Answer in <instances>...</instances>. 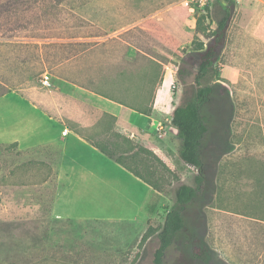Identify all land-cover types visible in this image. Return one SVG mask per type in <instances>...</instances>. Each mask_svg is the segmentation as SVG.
<instances>
[{"label":"rangeland","instance_id":"obj_1","mask_svg":"<svg viewBox=\"0 0 264 264\" xmlns=\"http://www.w3.org/2000/svg\"><path fill=\"white\" fill-rule=\"evenodd\" d=\"M181 1L89 0L79 7L64 5L60 15L50 19L42 13L49 0H40L28 14H41L43 18L27 32L55 35L53 40L74 38L71 35L77 34L99 35L88 39H108L114 25L150 15V20L138 26L131 39H161L162 44L167 43L166 51L160 55L172 59L167 65L172 73L171 84L168 85L169 72L165 82L171 103L164 108L162 117L167 123L172 104H179L185 91L190 95L195 89L199 58L190 51L196 49L193 43L175 51L169 33L153 20L159 13L156 10ZM247 2L258 3L259 9L246 11ZM224 4L223 0L216 1L207 15L212 18L213 12L221 11ZM235 4L236 16L221 60L226 62L227 71L236 66L237 74L223 77L217 65L213 78L205 81L214 85L211 101L203 109L209 126L204 140L205 182L199 196L184 211L187 225L209 247V253L204 260L196 258L188 236L182 232L169 248L164 264H261L264 259V0ZM255 15L263 39L246 35V18ZM209 23L203 19V28H210ZM205 33L209 31L206 29ZM201 38L207 41L196 31L194 40L198 43ZM42 39L45 38L34 41ZM117 50L115 56L120 55L122 48ZM186 54L188 59L182 63ZM20 56L19 49L0 47V81L13 89L24 83L41 85L43 66L35 62L18 64L15 61ZM97 56L104 55L99 52ZM86 59L90 60L88 56ZM146 64L139 65H145L148 75L140 72L131 77L126 73L128 78L119 79L123 90L139 94L141 78H159L162 69ZM1 82L0 89L4 88ZM148 87L149 93L140 95L146 99L153 90L152 84ZM128 137L137 144H147L158 156L159 160L152 158L149 163L155 174L147 176L157 182L160 190L150 201L146 218L119 222L54 217L53 200L61 187L55 178L39 182L43 175L33 163L52 161L55 167L60 156L58 142L23 150L13 145L0 146V264H155L158 234L167 211L175 204V191L182 183L194 184L198 170L181 159L180 139L170 127L156 129L148 141ZM96 138L103 139L101 135ZM21 180L27 183L21 184Z\"/></svg>","mask_w":264,"mask_h":264},{"label":"crops","instance_id":"obj_2","mask_svg":"<svg viewBox=\"0 0 264 264\" xmlns=\"http://www.w3.org/2000/svg\"><path fill=\"white\" fill-rule=\"evenodd\" d=\"M182 1L159 8L156 10L159 13L153 20L163 31L169 33L175 51L179 48L190 47L192 43L195 44L197 17L203 15L192 13L183 5ZM211 7L212 5L208 7V13ZM225 7L224 4L221 11ZM246 8V11H256L259 9V4L251 5L247 2ZM236 9L237 6L235 5L234 17L227 34V42L217 63L220 68V75L223 77L237 74L236 66H231V69L227 71L226 62L221 60L229 41ZM221 11L216 9L212 18L207 15L208 13L204 14L207 15L205 21L210 22V28L207 27L208 31L217 27V20ZM148 17H150L148 14L142 15L140 18H132L131 21L121 26L114 25L110 29L111 36L108 39H88L99 35H84L74 38L59 37L62 38L59 40L47 37L42 39V42L34 41V39H38L35 37L12 40L15 43L40 44L55 41L96 43L93 46H88L85 51L79 54L78 72H80V77L85 86L50 72L48 68L41 74V85L24 83L13 89L7 83L0 81L4 86L0 91H5L0 96V146L16 143L17 147L23 150L51 142H62V159L57 177L61 189L53 203V215L57 219L119 222L146 218L149 214V204L157 193L156 189L110 159L66 123L67 119H72L81 126L93 127L99 123L105 113H110L118 118L116 130L127 136L138 137L141 141H148L147 138H150V135L158 128L170 127L174 134H177L178 130L171 124L176 105L172 104L170 109L172 114L167 118L168 122L162 121L163 110L171 103L166 93L168 86L165 87V82L169 72L171 76L168 85L171 84L172 73L168 70L167 65L172 59L170 56L165 57V55L163 58L160 57L161 51H166L167 43L162 44L161 39H131V36L137 32L138 26L141 27L144 22L150 20ZM257 21L256 15L246 18L245 32L251 39H263L259 32L261 25ZM130 30L133 31L127 33ZM197 33L200 32L197 31ZM200 34L207 41L202 40V38L198 41H203L206 46L208 38L203 33ZM124 35L129 36L128 39ZM0 47L19 49L21 56L15 62L23 66L27 65L22 63L24 58H29L28 64H32L36 59L33 55L38 56L37 49L1 43ZM119 48H122L121 53L115 56L114 53L118 52L117 49ZM173 48L171 49L173 50ZM23 51H25V55ZM190 51L198 53L196 49ZM99 52H102L104 56H97ZM187 55H183L181 62ZM87 56L90 60L86 59ZM125 61L136 64H127L120 68L119 65ZM142 62L147 63L146 65L156 64L154 68L157 66L160 70L162 69L164 77L157 90L151 115L139 112L114 100V96H124L128 102L145 100L143 96L149 93L145 89L139 94L126 89H122L121 92L114 90V77L121 75L119 72L121 69L122 72L130 74L131 77L140 74V72L148 75L144 72L146 70L145 65H139ZM35 63H38L37 60ZM148 68L152 67L148 66ZM43 78H46L51 85H45L42 81ZM135 95H139V97Z\"/></svg>","mask_w":264,"mask_h":264},{"label":"trees","instance_id":"obj_3","mask_svg":"<svg viewBox=\"0 0 264 264\" xmlns=\"http://www.w3.org/2000/svg\"><path fill=\"white\" fill-rule=\"evenodd\" d=\"M39 1L40 0H0V43L11 46H22L27 49H37L38 56L36 54L33 56L36 58L35 62L37 60V62L43 66V70L52 68V70L54 69L56 71V74L63 78L85 86L84 81L80 77V72H78L79 54L85 51L88 46L95 45V42L55 41L40 44L27 42L15 43L12 41L23 37H55V35L27 32V29H35L37 22L43 18L41 14H28L33 5H36ZM88 1L89 0H49V3H45L42 13L44 17L47 16V18L50 17V19L57 18L62 10H64L62 6L66 5L69 8H74L85 5ZM223 1L226 7L220 12L221 15L217 20V27L214 30L205 33V30L208 28H203L202 21L206 19L207 15L203 14L198 19L197 31L203 33L208 38V43L205 46L203 41H199L198 43L194 41L196 45L195 48L198 50L197 56L199 58L198 70L194 78L195 89L190 95H187L185 91L181 102L176 105L173 111L171 124L178 130L177 135L180 139L178 148L179 155L184 162L197 168L198 172L195 175L194 184L182 183L175 191V204L167 211L164 224L158 234L160 243L154 254L155 264H164L165 256L169 248L173 245L176 237L182 232L188 236L193 255L196 258L204 260L209 253V247L203 242L199 235L193 232L187 225L184 211L187 205L199 196L205 182V163L203 159L204 140L209 131V126L208 118L204 115L203 109L209 103L214 91V85L207 84L205 81L213 78L215 74L214 72L220 54L227 42V34L234 17L236 5L233 0ZM66 6L65 8H67ZM132 31L130 30L127 33ZM79 36L84 35H71V37ZM186 57L188 59V55ZM186 57L182 59V63L187 61ZM22 63L28 64L29 58H24ZM127 64L136 63L125 61V63H121L119 66L121 68ZM122 71V69L119 70L121 73L119 77H114V90L120 92L124 86L119 79L128 78L126 77V72ZM179 72L181 74V69ZM154 79L153 77L141 78L142 82L138 84L142 90L145 89L147 91L150 88L148 84L153 85V90L150 91L149 98H145L144 101L128 102L124 96H114V100L134 108L139 112L151 115L156 100L157 90L164 79L163 73L161 72L158 79ZM125 89L128 90L127 88ZM4 93L5 91H0V96ZM117 121V116L105 113L99 123L93 127L81 126L72 119H67L66 123L72 130L96 146L110 159L122 165L156 190H160L157 182L147 176V173L155 174V171H151L152 165L149 163L152 158L154 160H159L158 156L152 149L145 145L135 143L130 137L116 130ZM100 135L103 139L96 138ZM56 142H58L60 146V156L55 167L52 165V161L48 163L47 161H37L33 163V167H36L43 175L42 178H39V182L41 183H46L52 178H55L58 182V171L62 159V142ZM11 145L17 146L16 143ZM25 183H27V181L21 180V184ZM55 198L53 201H55ZM150 232L151 229L144 235V239L149 236ZM263 247L261 249L264 252ZM262 256H264V253ZM261 264H264V259L261 261Z\"/></svg>","mask_w":264,"mask_h":264},{"label":"built area","instance_id":"obj_4","mask_svg":"<svg viewBox=\"0 0 264 264\" xmlns=\"http://www.w3.org/2000/svg\"><path fill=\"white\" fill-rule=\"evenodd\" d=\"M217 0H183L182 3L186 6L192 13L207 14L208 7L213 5ZM235 2H242L245 0H233ZM43 83L50 86L51 83L43 78Z\"/></svg>","mask_w":264,"mask_h":264}]
</instances>
